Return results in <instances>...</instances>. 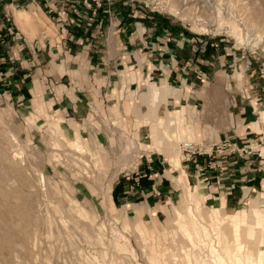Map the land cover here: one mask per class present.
<instances>
[{
    "label": "rangeland",
    "instance_id": "rangeland-1",
    "mask_svg": "<svg viewBox=\"0 0 264 264\" xmlns=\"http://www.w3.org/2000/svg\"><path fill=\"white\" fill-rule=\"evenodd\" d=\"M50 1L16 2L20 8L15 19L21 14L23 23L17 21L18 29L26 33L31 16L39 19L44 24L42 43L54 30L36 3L48 14ZM86 10L87 23L98 18L105 34L92 37L96 46L88 48L78 62L85 73L80 83L73 81V87L78 86L73 93L76 99L61 86L55 93L61 104L55 105L49 97L51 86L41 79L35 80L33 96L28 93L37 67L42 75L50 72L42 50L38 64L24 53L23 64L18 60L9 65L7 71L16 67L28 74L18 81L19 88L0 68V264H176L173 258L178 255L184 260L179 264H194L195 256L205 264H226L219 255L227 225L222 222L237 216L246 221L241 226L250 228L251 208L264 217V192L249 185L264 178L260 168L264 166V114L256 124L258 134L241 137L234 130L243 132V128L234 127L231 113L228 127L222 104L213 116L202 112L201 106L193 110L188 105L179 123L188 127L184 133L172 116L177 109H164L173 87L156 104L150 92H162L164 86L155 80L136 91L129 89L123 73H116L112 82L104 79L110 89L121 92L120 103L131 100L134 105L132 113L125 112L128 105L124 113L104 102L101 92L94 95L95 82L88 77V70L93 74L94 69L89 63L98 60L104 74L109 70L107 62L119 70L120 64L113 60L116 55L108 58L107 46L116 39L109 33L119 29L117 40L127 43L131 39L127 29L140 33L145 25L155 31L152 42L168 32L173 38L188 39L205 61L213 63L194 69L195 79L208 81L205 89L218 88L220 99L224 91L234 100H243L250 85L264 83V78L255 77L256 72L264 76V0H87ZM176 95L180 97L179 92ZM142 124L146 128L139 129ZM186 142L201 146L202 155L188 159L191 154L183 150ZM153 157L158 165L177 164L179 172L169 171L168 165L165 177L156 173L154 180L149 179ZM239 168L246 172L244 189L236 179L228 181ZM157 179L171 183L169 193L143 186L144 180ZM225 197L228 205L219 206ZM193 221L201 238L193 239ZM258 227L264 236V227ZM230 241L237 244L235 239ZM260 242L264 251V237ZM212 249L218 255L213 256Z\"/></svg>",
    "mask_w": 264,
    "mask_h": 264
},
{
    "label": "crops",
    "instance_id": "crops-1",
    "mask_svg": "<svg viewBox=\"0 0 264 264\" xmlns=\"http://www.w3.org/2000/svg\"><path fill=\"white\" fill-rule=\"evenodd\" d=\"M17 1L18 0H10L8 2L0 0V52L3 51V57L0 59V68L5 70L6 75L13 81L12 83L15 84L16 88H19L18 81L28 74L23 70L20 71V69L16 67L12 68L11 71H7L10 68L9 65L18 60L21 63L24 62L25 60L22 59L24 53L38 64L40 56H42L40 50H42L46 54V64L47 68H50V72L47 71L48 73L42 75L39 73L42 71L38 70L39 67H37L36 71L31 74V85L28 86L30 92L28 93L30 95L32 94V89L35 87V80L41 79L42 81L48 82L46 84L49 88L51 86L52 89L49 97L52 98V102L55 105L58 104L60 106L61 104L59 100L56 101L58 96L55 94L61 86H64V91L67 92L69 96L76 99L77 95L73 93L77 85L73 87V81L80 83L78 79H81L85 73L84 67L81 68L78 62L83 61L82 56L87 54L86 50L88 48L96 46L97 41L93 40L92 37H96L97 33H100V36L105 34L100 31L101 26L97 23L99 22L98 18H95L94 22L92 21L93 24L87 23V0H51L50 3H47L50 7L48 14L36 3L37 8H35L38 12L41 10L47 20L46 23L49 22L54 30L53 34L48 35L49 37L47 36L48 38H46V41L42 43L40 37L44 39L45 36H40V34L42 35L44 24H40L39 19H35L31 16V29L30 31L26 29V33L29 34V37L24 30H19L20 27L18 23L20 25H23V23L21 14H17L18 23L15 19L16 8H20V3H16ZM90 12H88V14ZM40 16L43 17L41 14ZM145 28V25L141 27L140 33H136L134 30L128 28L127 32L131 36V39L127 41V43L122 40H117V37L119 38L117 31H119V29L115 31L116 33H109L110 36L114 35L116 39L113 43L109 42V46H107L110 56L108 58L113 59L112 54L116 55L117 57L115 56L116 58L114 57L113 60L115 64H120V69L117 70L116 67L111 69L110 63L107 62V64H109V70L104 74L103 70L100 69L101 66H98V60L89 63L91 68L94 69L93 74L92 70H88V77H90V79L93 77L95 82L94 95L96 93L97 96L98 93L101 92L104 97L103 101L111 103V108L118 107L119 111L124 112V107L128 105L130 109H125V112L132 113L134 105L132 102L130 103L131 100L129 103H120L118 95L121 92L117 91V88L110 89L111 85L104 84V79H109V81L112 82L111 80L116 77V73H123V77L129 89L135 87L134 89H136V91L144 82L155 80V82L164 86L163 89L167 90L168 87H173L169 96V98L172 97L171 101H169L170 104L168 103L164 109L165 112H167L166 110L169 108L177 109L173 111L172 116L175 118L178 127H180V131L183 130L184 133H186V129H188V127H185L183 124L179 126V123H181L184 118L183 116H185L184 111L186 106L190 105L193 110L201 106L202 112H207L210 116H213V114L220 112L218 107L220 106L219 104H222L223 110L221 112L226 114V118H228L225 119L229 121L228 127H231L230 116L233 114L234 127L236 128L241 125V128H243V132L238 131V128L235 129V134L239 133L238 135L241 137L258 134V132H256L258 125L256 124H258L260 116L264 114V83L260 84L259 82L258 84L254 83L253 86L250 85L251 89L246 96H243L245 97L243 100H234V98H230V95L224 91L223 97L220 99L221 92L218 88L205 89L203 86H206V82L208 81L202 80L200 83V81L195 79L194 69H206L204 66H208V64L213 65V63L205 61L202 54L196 52V47L192 45L188 39L182 40L178 38L177 35L173 38L171 37L172 35L170 36L171 32H168L169 35L166 33V37L163 36L164 38L152 42V34H154L155 31L151 28ZM146 30L149 31V33L144 36ZM138 36L139 38L141 37V39H138ZM46 43H48V45H46ZM110 49H113V52H110ZM96 58L97 57H94V60H96ZM60 71L63 72L60 73ZM254 72H256L255 69ZM254 72L252 74H254ZM255 77L258 79L264 78V76L262 77L258 72L255 73ZM67 85H69V87ZM258 86L262 88L259 89ZM129 89H126L125 94L128 93ZM178 92L180 93L179 98L176 97V93ZM158 94L160 95L162 92L158 91ZM159 95L153 97L157 100L156 104L160 102L161 98ZM127 96L128 95H126L125 98H128ZM76 110L78 111L77 106ZM159 119L161 120L162 118ZM134 122L135 119H132V123ZM146 126L147 124H142L139 129L146 128ZM233 142L238 145L235 140H233ZM239 143H242V141L239 140ZM154 161L155 158L153 157L152 166L150 165L153 175L149 174V179L154 180V178H156V173L159 177H165L168 165L170 168L169 171L179 172V168H176L178 166H175L177 164L172 165L170 162L169 164H161L160 162V165H158L155 164L157 162L154 163ZM198 161L202 160L199 158ZM192 164L191 162V168L193 167ZM260 168L264 169V166ZM245 173L243 168H239L234 173H230L228 181L236 179L239 184H242V189L247 188V186L244 185L247 181L245 180ZM143 182L144 187L150 190L156 187L158 191L162 192V195H165L166 191L169 193L170 189L173 187L170 182H168V184L163 183L159 179L154 183L148 180H144ZM250 184L253 190L264 192V178H259L255 182L251 181L249 182V185ZM167 186H169V189ZM232 193L233 191L227 193V196H231ZM222 205H228L227 197L224 199L222 198L219 202V206Z\"/></svg>",
    "mask_w": 264,
    "mask_h": 264
},
{
    "label": "bare ground",
    "instance_id": "bare-ground-1",
    "mask_svg": "<svg viewBox=\"0 0 264 264\" xmlns=\"http://www.w3.org/2000/svg\"><path fill=\"white\" fill-rule=\"evenodd\" d=\"M163 92H167V90L163 89L162 94H160V95L158 93H155L154 90H151L150 96L153 98L155 95L156 96L159 95L160 98L162 99L163 94H164ZM186 197L187 196L185 195L183 198V202H185V200H187ZM192 198L196 199L198 203L201 202V198L199 196L193 195ZM197 202H196V206H199V204H197ZM250 211H251L250 212L251 215H249V216L251 217V220H253L255 223V225H254V223L250 222V223H252L250 228L247 226L246 227L241 226L242 224H245L246 221L243 223L242 219L240 217H237V216H233V218L222 222L224 225L225 224H227V225L223 226V229H222V231H223L222 237L225 241V245L222 248V250H224V251H220L219 255H220V258L223 260V262H225V263L227 262L226 264H264V251L261 249V247H259L260 243H261L260 241L263 240L264 236L261 235V233H259L260 231H259V227H258V224L260 225V227L261 226L264 227V217H262V219H261V217L259 215V210L256 208H251ZM200 213H201L202 218L204 220H206L207 215L205 216L204 213L201 211H200ZM246 215H247V213H246ZM246 215H245V217H246ZM209 217H211V219H215V217L211 214L209 215ZM239 228H240V232H239ZM263 230H264V228L262 229V232H263ZM200 232H201V230H200L199 225H197V223L193 221V229H192V233L194 236L193 239L195 237L201 238ZM206 239H207V236H206ZM234 239H235V242L237 243L235 245L236 247L230 241V240H234ZM201 244H202V246L207 248V244L204 241H202ZM247 244L249 246H247ZM212 251H213V249H212ZM212 251H211V253L213 254V256L215 254H217L216 250H214L216 252H214V251L212 252ZM224 252H226V254ZM241 252L242 253L244 252L243 256H246V257H243ZM193 255H195V252H193ZM178 257H180V256L178 255L174 259L171 256L170 259L172 260V258H173V260H176L177 261L176 264H179V262L184 261L182 259H179ZM194 264H205V262L202 259H200L198 256H195L194 257Z\"/></svg>",
    "mask_w": 264,
    "mask_h": 264
},
{
    "label": "built area",
    "instance_id": "built-area-1",
    "mask_svg": "<svg viewBox=\"0 0 264 264\" xmlns=\"http://www.w3.org/2000/svg\"><path fill=\"white\" fill-rule=\"evenodd\" d=\"M183 150L189 152L191 155H187L189 156L188 159H190L191 157L195 156V155H202L201 153V146H199L196 143L193 142H186L185 144H183ZM149 161V160H147Z\"/></svg>",
    "mask_w": 264,
    "mask_h": 264
}]
</instances>
